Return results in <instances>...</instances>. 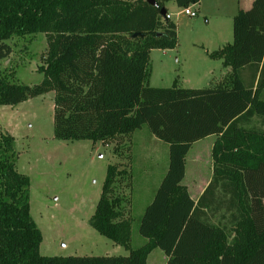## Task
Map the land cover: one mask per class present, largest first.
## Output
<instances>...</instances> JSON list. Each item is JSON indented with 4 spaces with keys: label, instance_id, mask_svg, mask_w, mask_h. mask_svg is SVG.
<instances>
[{
    "label": "trees",
    "instance_id": "obj_1",
    "mask_svg": "<svg viewBox=\"0 0 264 264\" xmlns=\"http://www.w3.org/2000/svg\"><path fill=\"white\" fill-rule=\"evenodd\" d=\"M155 1L156 7L146 0H0V60L10 56L6 41L14 36L41 33L47 42L40 84L20 85L0 75V105L53 92L56 140L106 144L146 126L168 147V169L139 222L143 245L130 247L123 198L111 196L120 177L129 179L114 164L107 167L89 224L128 254L43 257L42 236L30 216L29 179L16 170L13 138L0 134V264H147L155 249L166 264H264V0L240 9L232 42L209 54L231 69L230 85L199 89L147 85L150 52L177 46L165 4L185 9L199 3ZM112 45L135 68L119 72L137 80L132 104L109 96ZM111 104L121 113L119 126L108 123ZM209 136H216L213 175L195 204L181 185L185 158ZM206 196L216 208L204 202ZM208 214L219 224L210 223Z\"/></svg>",
    "mask_w": 264,
    "mask_h": 264
},
{
    "label": "rangeland",
    "instance_id": "obj_2",
    "mask_svg": "<svg viewBox=\"0 0 264 264\" xmlns=\"http://www.w3.org/2000/svg\"><path fill=\"white\" fill-rule=\"evenodd\" d=\"M245 2L199 0V6L192 10L196 11L201 6L204 12H197L194 18L184 15L174 2L166 3L167 14L176 25L177 48L173 52L155 50L150 53L147 85L152 88L174 85L203 88L207 79L201 75L193 76L191 72L185 75L179 63L184 58V65L188 68L201 66L197 71L214 66L210 61H207L208 64L204 61L208 58L205 49H211L212 42L216 40L215 34L222 23L220 16L225 12L229 16L231 11L227 8H243ZM192 43L204 44L207 48H194ZM6 44L11 54L7 59L0 60V75L20 85L31 87L40 84L42 74L38 69L46 60V36L41 33L14 36ZM120 51L114 45L109 49L112 79L109 96L116 102L132 104L137 80L130 73L122 76L119 72L124 68L131 72L135 68L128 59V62H122L124 55L121 57ZM262 99L264 101V94ZM53 114V92L29 98L16 106L0 105V134L13 138L16 170L29 179L30 216L42 236L39 254L43 257L126 256L128 252L123 247L100 236L89 224L107 167L118 165L128 172L130 179L132 177L131 181L127 176L120 177L111 196L123 198L124 218H128L131 224L130 247L138 248L145 243L138 233V226L150 202L148 191L168 169L167 145L154 141L146 126L136 131L132 140L131 134L106 144L56 140L53 136ZM121 117L120 111L111 104L108 123L119 126ZM197 146L188 158L189 172L197 167L194 157ZM141 156L145 157L146 163H140ZM158 255L163 254L159 249L154 250L147 264H153L151 260L155 262Z\"/></svg>",
    "mask_w": 264,
    "mask_h": 264
},
{
    "label": "crops",
    "instance_id": "obj_3",
    "mask_svg": "<svg viewBox=\"0 0 264 264\" xmlns=\"http://www.w3.org/2000/svg\"><path fill=\"white\" fill-rule=\"evenodd\" d=\"M252 2H253V0H246V2L244 4L245 7L239 8V9L227 8V10L231 11L230 15L226 16V12H225L220 16V19H222V23L220 24L219 28L217 29V33L215 34L216 40L214 42H212L211 49H205V54H206V57H208V58H204L205 59L204 61H206V62L210 61V63H213L211 65H214V66H211V67L207 66V67H204L203 71H197V69H201V66L194 65V66L188 68L184 65L186 63L185 59L182 58L181 62L179 63V64H182V69H181L182 73H184L185 75H188L189 74L188 72H191V74L193 76L201 75L203 78H206L207 81L205 82L203 88H212V87H216V86L230 85L231 69L228 67H224L222 65L221 60L210 59L209 54L211 52H214V51L221 49L223 46L230 44L232 42V40H233V34H232L233 17L236 15V13L240 9L249 10L251 8ZM197 6H199V4L196 6H193L192 8H196ZM195 12L201 13L204 11H203L202 7L200 6L196 9ZM226 19H228V20H226ZM191 46L194 48H199V47L207 48V47H205L206 45H204V44L192 43ZM176 48L173 50H162V51H172L173 52L176 50ZM153 51H155V50H152L150 53H152ZM176 61H177L176 63L179 62L178 59H176ZM201 61H202V58H201ZM207 64H208V62H207ZM194 73H196V74H194ZM185 88H193V87H185ZM193 89H199V88H193ZM135 132L131 134V140H132V137L135 134ZM152 139L157 142V139H155L154 137ZM215 140H216V136H209V137H206L205 139H202L198 142H195L190 147V149L186 155V158H185V171H184L183 180L181 181V185L186 188L190 198L193 200V202L195 204L199 201L201 196L204 194L205 190L208 188V186L211 182V179H212L213 170H212L211 150H212V146H213ZM197 145H199V146H197ZM131 146H132V141H131ZM195 146H197V149H195L194 157L197 159V162L195 163L197 167H196L195 171L189 172L187 170L188 158H189V155L191 154V152L194 151ZM165 151L168 153V147L165 148ZM140 163L141 164L146 163V159L144 156L140 157ZM118 164H122V162L118 163ZM131 179H132V177H131ZM131 179L129 177V181H131ZM161 179H159V180L161 181ZM160 181L157 182L156 185L153 186V188L148 191V195L150 198L149 201H151V199L154 195V192L156 191V189L158 188V186L160 184ZM209 196H206L208 198L204 202L207 203V201L209 200ZM207 204H209V203H207ZM209 206H210V208L214 209L217 207V203H210ZM203 212L205 213L207 211L203 210ZM208 216H210V215L208 214ZM210 223H212L214 225H218L219 224V218L217 216L213 217V218L210 216ZM150 254H149V256H150ZM163 255L156 256L157 260L155 262L154 261L152 262V260L150 262V259H149V262L153 263V264H166L167 259H166L165 255L164 256ZM149 256H148V258H149ZM148 258H147V260H148Z\"/></svg>",
    "mask_w": 264,
    "mask_h": 264
},
{
    "label": "built area",
    "instance_id": "obj_4",
    "mask_svg": "<svg viewBox=\"0 0 264 264\" xmlns=\"http://www.w3.org/2000/svg\"><path fill=\"white\" fill-rule=\"evenodd\" d=\"M182 13L184 15L188 16V17H191V18H194L197 15V13L192 10V7H188V8L182 9Z\"/></svg>",
    "mask_w": 264,
    "mask_h": 264
},
{
    "label": "water",
    "instance_id": "obj_5",
    "mask_svg": "<svg viewBox=\"0 0 264 264\" xmlns=\"http://www.w3.org/2000/svg\"><path fill=\"white\" fill-rule=\"evenodd\" d=\"M146 2H147L149 5L153 6V7H156V6H157L155 0H146ZM165 14H166L165 9H162V10L160 11V15H161V16H165Z\"/></svg>",
    "mask_w": 264,
    "mask_h": 264
}]
</instances>
